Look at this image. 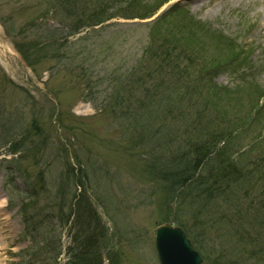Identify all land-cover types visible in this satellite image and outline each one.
Returning a JSON list of instances; mask_svg holds the SVG:
<instances>
[{
  "label": "rangeland",
  "instance_id": "rangeland-1",
  "mask_svg": "<svg viewBox=\"0 0 264 264\" xmlns=\"http://www.w3.org/2000/svg\"><path fill=\"white\" fill-rule=\"evenodd\" d=\"M93 1L0 0V264H88L93 254L103 264H109V256L116 261L111 264H158L154 229L164 221L175 225L166 217L176 208L172 198H166L157 182L142 177L139 169L150 154L159 158L173 152L174 137L168 140V134L161 137L149 132L144 138L137 127L144 118L139 114L160 113L163 100L153 95L145 101L150 105L141 106L126 97L130 117L110 106L114 100H102L114 74L126 70L133 75L129 66L140 59L146 25L154 22L163 0H99L108 7L101 11L105 14L99 18L102 22L71 34L76 26H70L80 24L75 19L96 9ZM174 2L168 0L161 10ZM126 3L131 6L125 7ZM179 3L171 15L178 13L177 8L189 11L187 16L203 27L189 30V42L196 44V36L198 44L191 49L182 35L170 38L182 25L181 20L171 18L157 27L161 33L155 65L149 67L146 61L145 67H136L135 74L156 75L160 71L155 72L156 67H171L177 83L161 89L171 102V110L164 115L170 114L166 124L172 134L183 127V118L190 120L195 100L199 107L211 103L210 118L221 119L223 108L232 112L229 118L237 125L232 134H240L242 138L236 141L244 144L263 127L264 112H257V119L243 121L234 111L239 106L241 111L249 110L256 92L240 88L235 100V91L227 94L219 88L222 94L213 83L231 86L232 70L235 77L246 75L259 89L264 88V0ZM151 9L156 11L153 19L142 16ZM17 43L28 46V62ZM55 43L68 54L66 63L48 60L43 47L51 46L54 53ZM231 58H235L232 65ZM214 66L217 70L211 74L208 70ZM86 78L95 93H87ZM135 95L146 99L141 89ZM247 125L250 130L243 131ZM137 132L147 142L146 149L133 147L127 153L123 145ZM162 140L164 148L151 147ZM67 145L71 152L65 150ZM256 145L254 154L264 149ZM67 161L79 170L80 181L75 175L73 180ZM263 170L264 165L257 172ZM191 214L190 207L181 205L182 222H190ZM214 224V229L203 233L202 245L214 256L220 251L222 264H247L237 252L235 245L242 246L237 237ZM240 240L250 248L247 238ZM80 254L84 255L79 260Z\"/></svg>",
  "mask_w": 264,
  "mask_h": 264
},
{
  "label": "trees",
  "instance_id": "trees-1",
  "mask_svg": "<svg viewBox=\"0 0 264 264\" xmlns=\"http://www.w3.org/2000/svg\"><path fill=\"white\" fill-rule=\"evenodd\" d=\"M166 1L168 0H163V3ZM92 3L93 7L95 6L96 9L92 10L93 8H90L89 11L91 12L86 16L76 18L75 21H79L80 24L70 26L71 29L76 26L75 29L70 31L71 34L83 28H92L102 22L99 18L101 16L104 17L103 15L105 14L101 11L107 10L108 7H103L101 4L105 5V3L99 0H95ZM160 5H162V3L159 4V6ZM126 6L131 5L126 3L125 7ZM175 6L177 7L178 5ZM98 9L100 10L98 11ZM173 10H175L174 6L169 11L157 17L154 22H150L146 25L147 30L142 42L141 57L129 66L134 70L133 75H129L126 70L122 74L121 72L114 74L109 84L108 93L102 96V100H114L110 106L114 107V109H117L119 112H125L126 115L131 112V110H129L130 104L126 97H129V101H138L141 106H146V104L150 105L149 103H145V101H150L153 95H158L159 98L163 100L162 107L159 110L160 113L142 111L141 114H139V117L141 116L142 118L144 116V118L141 124H137V127L140 126L139 128H141L144 138H147V133L154 132V134L158 133L161 137L168 134L166 139L169 140L174 137L175 140L173 148L169 147L173 152L169 151L167 155H164L162 152L165 150L163 149L159 158L156 157V154H150L148 159L142 160L143 162H141V164L143 167L140 166L139 168L142 177L149 181L157 182L162 188L163 194H166V198H172V203L175 204L176 208L174 211H170V213L167 212L166 217L174 221L175 225L183 228L195 248L201 254L203 264H222L218 258L220 251L214 256L204 247V244L202 245V243H204L203 233L210 229H214L212 223H215L214 225H218V227L227 228L232 236L237 237L238 241L243 246H240V244L235 245L237 252H239V255H241L242 259L247 262V264H264V170L257 172V169H261L264 165V149L262 152L254 154L256 149L253 147V144L256 142V146H264V125L260 127L259 132L249 137L250 141L245 140L244 144L238 143L236 140L242 137L240 134L237 135V137H234V134H232L237 127L235 120L229 118L232 112L228 113L223 107H220L223 108L220 115L221 119L216 116L210 118L208 117V111L211 103L208 102V107H199L196 105V101L192 100L191 107L196 111L190 114L191 117L188 118L190 119L189 121H185L187 117H185V119L183 118V121H180L184 123L183 127H180V129L174 131L172 134L173 129H169V126L166 124L169 123L170 114L167 116L164 115L168 110H171V102L169 98L162 94L161 89V86H175L177 83L171 75V67H169V64L168 66L161 65L159 68L155 66V72L160 69L159 73H156V75L151 72L142 75L135 74L136 67H145L146 61L149 67L155 65L157 44L159 43L158 33H161V29L157 30V27L171 18L176 17V19L181 20L182 25L178 26L171 36L169 34L170 38L176 35H182L184 40L187 39V47L191 49L198 44L196 36L194 37L196 44L189 42L190 39L188 37L191 35L189 30L193 31V27L203 28L202 25L195 21L191 15L187 16L189 14L188 10L184 9L182 13V10L177 8L178 13L176 15H171ZM154 12L155 10L151 9L143 13L142 16H150ZM131 15L132 14H127V16ZM200 41L199 44L201 43ZM160 42H163V40ZM25 45L26 44L17 43L16 47L22 58L28 62V46ZM54 45H56L58 49H55L57 52L54 53L51 46L46 44V46L44 45L43 47V50L46 51L45 53L49 56L47 57L48 60L52 59L55 60V62L62 60L66 63L68 61L67 59H69L68 54L66 51L60 52L57 43ZM191 49H186V51L193 56L194 52ZM237 56L239 57V54ZM168 58L169 56H167V59ZM178 58V56L175 57V59ZM234 61L235 58L228 60L231 65ZM171 62L173 63V61ZM79 63L87 64L84 61H79ZM217 67L218 66L211 67L208 71L213 74L217 70ZM129 69L128 71H130ZM161 71H166L167 74L161 73ZM229 73L232 78L231 86H218L213 83V88L218 91L219 88H221L222 91H225L227 94L235 91V100L237 99L238 89L242 88L244 91L247 87L249 89H254L251 91L256 92V97L254 101L249 104L251 105L250 109L241 111V106H239L238 109L234 111V116L236 117V115H238L243 121L255 119V116L257 119V112H264V88L261 87L259 89L256 81L247 80L246 75L239 79V76H234L235 73L232 70H230ZM241 75L242 74H240V76ZM122 78H126L127 81L122 82ZM85 87L88 91L87 93L91 94L94 92L92 86L88 84L87 78ZM140 89L145 94V100H141L135 95ZM194 90L198 94L197 88ZM219 92L223 94V92ZM97 94H99V92ZM208 94H211L210 91ZM107 95L109 98L106 97ZM229 98L227 102L231 101V98ZM238 98L240 99V97ZM136 104L137 103H135V105ZM159 106L160 105L157 107ZM195 107H197V109H195ZM136 114H138V112ZM128 116L130 117V114ZM139 117L136 119L134 118L135 122ZM174 117L175 119L178 118V116ZM248 126L249 125L245 126L243 131H249L250 127ZM251 127H254V124ZM131 135V139L127 141V145H125V147L123 145V150L126 152L132 151L133 147H137L144 151L147 142L142 140L139 132L135 134V137L134 133ZM148 139H151V137H148ZM164 144L165 142L162 140L155 145L151 144V147L160 149L164 148ZM154 150L155 149H153L151 153H153ZM132 158L134 159V157ZM74 175L76 179L80 181L77 177L79 174H72L73 180H75ZM162 199L164 200V198ZM172 203H170V205ZM181 205H185L192 209L190 222H182L181 217L178 216ZM246 238L249 240V242H246L249 244L250 248L240 240H246ZM75 240H77L76 237ZM252 246H255V248L252 249ZM247 254L249 256L248 258ZM83 255L84 254L78 255L79 260L82 259ZM96 256L97 254H93L92 257L89 256L91 260L88 261V264H103L100 258ZM249 259L252 260V262ZM108 261L109 264L116 262L115 259L110 256L108 257Z\"/></svg>",
  "mask_w": 264,
  "mask_h": 264
},
{
  "label": "water",
  "instance_id": "water-1",
  "mask_svg": "<svg viewBox=\"0 0 264 264\" xmlns=\"http://www.w3.org/2000/svg\"><path fill=\"white\" fill-rule=\"evenodd\" d=\"M158 264H201L202 258L179 226L162 223L155 228Z\"/></svg>",
  "mask_w": 264,
  "mask_h": 264
},
{
  "label": "bare ground",
  "instance_id": "bare-ground-1",
  "mask_svg": "<svg viewBox=\"0 0 264 264\" xmlns=\"http://www.w3.org/2000/svg\"><path fill=\"white\" fill-rule=\"evenodd\" d=\"M2 204H3V199H0V207H1ZM195 250L198 252L197 249H195Z\"/></svg>",
  "mask_w": 264,
  "mask_h": 264
}]
</instances>
